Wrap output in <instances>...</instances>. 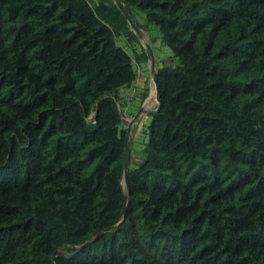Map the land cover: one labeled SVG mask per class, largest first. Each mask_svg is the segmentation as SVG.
Listing matches in <instances>:
<instances>
[{"label":"trees","instance_id":"obj_1","mask_svg":"<svg viewBox=\"0 0 264 264\" xmlns=\"http://www.w3.org/2000/svg\"><path fill=\"white\" fill-rule=\"evenodd\" d=\"M120 1L0 0V264H264V0Z\"/></svg>","mask_w":264,"mask_h":264},{"label":"rangeland","instance_id":"obj_2","mask_svg":"<svg viewBox=\"0 0 264 264\" xmlns=\"http://www.w3.org/2000/svg\"><path fill=\"white\" fill-rule=\"evenodd\" d=\"M151 33L156 36L155 41L151 43L155 58L157 57L159 59L161 55L164 57L168 55L173 56L171 49L163 42L160 30L157 27H153ZM139 38L140 44L137 45V48H140L141 44L146 45L149 43L147 34L144 30L140 32ZM120 42L125 45L124 40H120ZM126 50L134 58V67L138 72V78L134 83L122 88L120 94L124 97L121 99V103L123 105L122 111L125 115L124 127L126 126L129 129L131 154L137 156L141 154L145 142L149 139V125L152 121L151 113L156 109L158 100L156 97L155 83L153 81L151 61L149 63H139L137 62L133 49ZM145 87H148L149 94L143 101L144 104L142 107H144V110L137 118L133 119L134 112L141 105V101L137 98L136 93L141 90L143 91ZM130 121L132 122V126L129 125Z\"/></svg>","mask_w":264,"mask_h":264},{"label":"water","instance_id":"obj_3","mask_svg":"<svg viewBox=\"0 0 264 264\" xmlns=\"http://www.w3.org/2000/svg\"><path fill=\"white\" fill-rule=\"evenodd\" d=\"M117 4H118L120 10L123 12V14L126 16V18L132 24V26H134V28L136 30H138L137 27H136V24L131 19L127 9L125 8L124 3L122 1H120V0H117ZM145 47H146L148 55L150 57L151 66H152V73H153V81H154L155 87H156V97H157V100L159 102V94H160L159 89H160V86H159V81H158L157 61H156V58L154 56V52H153V49H152L151 45L149 43H147L145 45ZM142 111H143V108H141L139 110V112L133 117V119L137 118L142 113ZM130 161H131V148L128 147L126 152H125V158H124V180H125L126 187L129 186L128 176H129V169H130ZM125 198H126V202H127L128 201V194H126ZM58 253H60V251H58L57 254ZM54 258H56V254L54 255Z\"/></svg>","mask_w":264,"mask_h":264},{"label":"flooded vegetation","instance_id":"obj_4","mask_svg":"<svg viewBox=\"0 0 264 264\" xmlns=\"http://www.w3.org/2000/svg\"><path fill=\"white\" fill-rule=\"evenodd\" d=\"M137 98L141 101V96L137 95ZM143 104H144V102H141L140 107H138L137 110L134 112V114H133L134 116L139 112V110L141 108H143V110H144V107H142ZM134 124H135V122H134ZM129 125L132 126V122L131 121H130V124Z\"/></svg>","mask_w":264,"mask_h":264}]
</instances>
